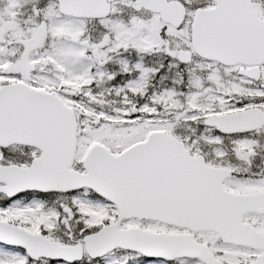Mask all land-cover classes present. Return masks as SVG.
I'll return each mask as SVG.
<instances>
[{
    "label": "snow or ice",
    "instance_id": "6c2138e0",
    "mask_svg": "<svg viewBox=\"0 0 264 264\" xmlns=\"http://www.w3.org/2000/svg\"><path fill=\"white\" fill-rule=\"evenodd\" d=\"M0 264H264V0H0Z\"/></svg>",
    "mask_w": 264,
    "mask_h": 264
}]
</instances>
